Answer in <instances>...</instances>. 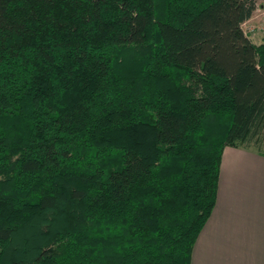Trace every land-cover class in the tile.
<instances>
[{"label": "trees", "instance_id": "obj_1", "mask_svg": "<svg viewBox=\"0 0 264 264\" xmlns=\"http://www.w3.org/2000/svg\"><path fill=\"white\" fill-rule=\"evenodd\" d=\"M257 1L0 0V264H190L223 148L264 154Z\"/></svg>", "mask_w": 264, "mask_h": 264}, {"label": "crops", "instance_id": "obj_2", "mask_svg": "<svg viewBox=\"0 0 264 264\" xmlns=\"http://www.w3.org/2000/svg\"><path fill=\"white\" fill-rule=\"evenodd\" d=\"M190 264H264V154L223 148L215 202Z\"/></svg>", "mask_w": 264, "mask_h": 264}, {"label": "rangeland", "instance_id": "obj_3", "mask_svg": "<svg viewBox=\"0 0 264 264\" xmlns=\"http://www.w3.org/2000/svg\"><path fill=\"white\" fill-rule=\"evenodd\" d=\"M257 3V8L251 18L243 23V29L251 41L255 44H260L264 42V0H258ZM255 148V146L252 147V149ZM36 236L35 228L32 225L26 226L17 231L16 236L11 240L10 248L16 245H30L39 239Z\"/></svg>", "mask_w": 264, "mask_h": 264}]
</instances>
